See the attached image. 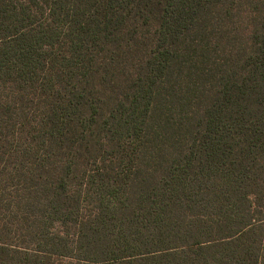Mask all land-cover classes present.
Here are the masks:
<instances>
[{
	"label": "trees",
	"instance_id": "16d2710c",
	"mask_svg": "<svg viewBox=\"0 0 264 264\" xmlns=\"http://www.w3.org/2000/svg\"><path fill=\"white\" fill-rule=\"evenodd\" d=\"M0 264H264V0H0Z\"/></svg>",
	"mask_w": 264,
	"mask_h": 264
}]
</instances>
